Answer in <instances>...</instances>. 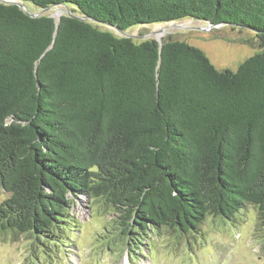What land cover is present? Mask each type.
Masks as SVG:
<instances>
[{"label":"trees","instance_id":"trees-1","mask_svg":"<svg viewBox=\"0 0 264 264\" xmlns=\"http://www.w3.org/2000/svg\"><path fill=\"white\" fill-rule=\"evenodd\" d=\"M184 20L249 31L259 52L218 70L179 39L115 30ZM0 190V243L33 254L65 247L79 196L124 251L248 206L264 230V0H0Z\"/></svg>","mask_w":264,"mask_h":264},{"label":"rangeland","instance_id":"rangeland-1","mask_svg":"<svg viewBox=\"0 0 264 264\" xmlns=\"http://www.w3.org/2000/svg\"><path fill=\"white\" fill-rule=\"evenodd\" d=\"M56 8L63 10L59 6L46 13L52 15ZM201 27L207 28V25L184 20L170 26H138L126 33L139 41L168 37L184 41L203 51L218 70L236 71L241 63L259 52L256 45L240 43L242 39L253 38L254 34L249 31H233L229 27L209 31ZM7 197L0 190V203ZM99 208V204L79 196L71 211L78 224L67 234L63 249H49L46 253L38 249L33 254L29 252L31 241L23 237L15 243H0V264H264V230L259 227L257 212L252 206L244 209L233 224L207 218L194 236L177 239L168 230L157 235L152 232L147 239L141 236L142 248L136 245V249L126 251L122 245L109 240L105 228L111 218L99 214ZM137 248L142 250L139 256H135L139 254Z\"/></svg>","mask_w":264,"mask_h":264},{"label":"water","instance_id":"water-1","mask_svg":"<svg viewBox=\"0 0 264 264\" xmlns=\"http://www.w3.org/2000/svg\"><path fill=\"white\" fill-rule=\"evenodd\" d=\"M10 3H13L15 5H17L21 10H23L30 18H37V17H40L41 15L43 14H47L46 12H48L49 10H54L55 7H59V6H51V7H48L46 9H43V10H40L39 12H34V11H29L26 9L25 5H23L22 3H19V2H10ZM63 7V10H60V9H57L56 12L52 15H50V17L54 20V22L57 24L60 17L63 15V14H70L69 10L67 9L66 6H62ZM58 11H61L60 15L57 16V12ZM72 17L80 20V21H85V20H90L89 18H86L84 16H75V15H71ZM207 25V28H203L201 27L202 30H213L215 28H219V27H224V25L222 24H211L209 22H203ZM116 32L118 34H122V36L124 37H129L128 34H125L124 32H121L119 31V29H115ZM160 45H161V40L159 38H156L155 39Z\"/></svg>","mask_w":264,"mask_h":264},{"label":"bare ground","instance_id":"bare-ground-1","mask_svg":"<svg viewBox=\"0 0 264 264\" xmlns=\"http://www.w3.org/2000/svg\"><path fill=\"white\" fill-rule=\"evenodd\" d=\"M60 13H61V12H59V11H58V12H57V16H59V15H60Z\"/></svg>","mask_w":264,"mask_h":264}]
</instances>
